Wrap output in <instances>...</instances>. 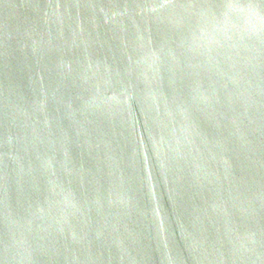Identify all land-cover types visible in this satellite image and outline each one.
Listing matches in <instances>:
<instances>
[{
  "label": "water",
  "instance_id": "water-1",
  "mask_svg": "<svg viewBox=\"0 0 264 264\" xmlns=\"http://www.w3.org/2000/svg\"><path fill=\"white\" fill-rule=\"evenodd\" d=\"M0 264H264V0H0Z\"/></svg>",
  "mask_w": 264,
  "mask_h": 264
}]
</instances>
